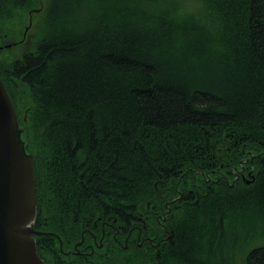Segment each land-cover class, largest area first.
I'll return each mask as SVG.
<instances>
[{"label": "trees", "instance_id": "trees-1", "mask_svg": "<svg viewBox=\"0 0 264 264\" xmlns=\"http://www.w3.org/2000/svg\"><path fill=\"white\" fill-rule=\"evenodd\" d=\"M163 1L49 0L17 57L37 2L0 0L46 264H235L264 240V0H201L200 21ZM82 240L89 262L68 255Z\"/></svg>", "mask_w": 264, "mask_h": 264}, {"label": "water", "instance_id": "water-1", "mask_svg": "<svg viewBox=\"0 0 264 264\" xmlns=\"http://www.w3.org/2000/svg\"><path fill=\"white\" fill-rule=\"evenodd\" d=\"M36 216L34 159L26 153L12 100L0 79V264H46L36 237L54 234L35 230Z\"/></svg>", "mask_w": 264, "mask_h": 264}, {"label": "rangeland", "instance_id": "rangeland-1", "mask_svg": "<svg viewBox=\"0 0 264 264\" xmlns=\"http://www.w3.org/2000/svg\"><path fill=\"white\" fill-rule=\"evenodd\" d=\"M36 2L35 8L30 9L27 13H24V15L21 17V20L15 25L18 27L16 29V41L23 39L21 40V46H17L18 48H15L14 44L7 46V48H10V50L16 49L15 55L17 57H21L26 51L32 49L37 36L41 34L42 21L49 0H36ZM151 8L161 11L164 10L167 13L172 12L176 17L181 19H191L194 17L197 21H200V19L204 17V7L201 0H165L159 5L151 6ZM2 58L3 57L1 56L0 61ZM255 241H257V243H255L257 245L264 244L262 237L257 238ZM255 244L251 243L249 246L239 247L236 253L234 252L236 257L235 264H247L248 252ZM129 264L135 263L130 262Z\"/></svg>", "mask_w": 264, "mask_h": 264}, {"label": "flooded vegetation", "instance_id": "flooded-vegetation-1", "mask_svg": "<svg viewBox=\"0 0 264 264\" xmlns=\"http://www.w3.org/2000/svg\"><path fill=\"white\" fill-rule=\"evenodd\" d=\"M113 229L116 230V234H115V236H114V238H116L117 235L119 234V233L117 232L118 229H117V228H113ZM102 230H103V238H104V237H106V233H105L106 228L103 227ZM107 237L110 239V237H111V236H110V233L107 235ZM83 238H84V234H83ZM83 241H84V240H82V245H83ZM80 243H81V242H80ZM78 244H79V243H78ZM78 244H77V245H78ZM77 245H75L74 250H73L71 253H68V255H69V254H71V255H75V254H74L75 252H79V255H76V256H78V257H82V258L84 259V261L89 262V261H90V260H89V256L95 252L94 248H93L92 246L89 245V251H85V252H83V251H81V247H82V245L79 246L78 249L76 248ZM102 247H103V245H102ZM100 248H101V247H100ZM84 250H85V248H84Z\"/></svg>", "mask_w": 264, "mask_h": 264}]
</instances>
